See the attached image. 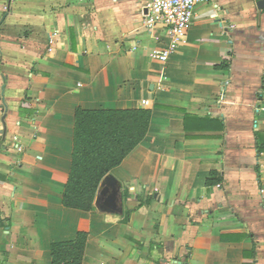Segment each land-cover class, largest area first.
<instances>
[{
	"label": "crops",
	"instance_id": "crops-1",
	"mask_svg": "<svg viewBox=\"0 0 264 264\" xmlns=\"http://www.w3.org/2000/svg\"><path fill=\"white\" fill-rule=\"evenodd\" d=\"M151 1L0 0V264H264V5L198 4L162 63ZM78 109L151 111L115 212L63 206Z\"/></svg>",
	"mask_w": 264,
	"mask_h": 264
},
{
	"label": "trees",
	"instance_id": "trees-1",
	"mask_svg": "<svg viewBox=\"0 0 264 264\" xmlns=\"http://www.w3.org/2000/svg\"><path fill=\"white\" fill-rule=\"evenodd\" d=\"M151 111L108 110L75 113L70 173L64 188L65 208L89 212L101 180L145 138ZM86 236L50 247L52 264H81Z\"/></svg>",
	"mask_w": 264,
	"mask_h": 264
},
{
	"label": "built area",
	"instance_id": "built-area-1",
	"mask_svg": "<svg viewBox=\"0 0 264 264\" xmlns=\"http://www.w3.org/2000/svg\"><path fill=\"white\" fill-rule=\"evenodd\" d=\"M208 0H152L143 14V24L147 29L160 25L167 36V45L160 50H153L150 57L165 63L168 58L180 47L186 44V36L194 9L198 4ZM51 43V40H50ZM145 105L146 102L142 101ZM258 110L264 111V101ZM21 149L18 148V152Z\"/></svg>",
	"mask_w": 264,
	"mask_h": 264
},
{
	"label": "water",
	"instance_id": "water-1",
	"mask_svg": "<svg viewBox=\"0 0 264 264\" xmlns=\"http://www.w3.org/2000/svg\"><path fill=\"white\" fill-rule=\"evenodd\" d=\"M259 6L264 5V0H259L258 1ZM110 187L111 192L107 195V198L104 202V206L108 208L109 211H116L117 206H116V198L117 194L119 191V186L116 183V181L112 178L111 175H107L104 177L99 190H98V195H104L106 192V189ZM102 210V209H101Z\"/></svg>",
	"mask_w": 264,
	"mask_h": 264
}]
</instances>
